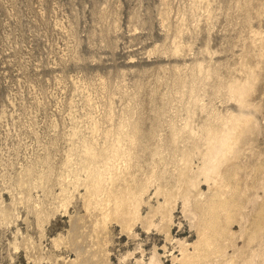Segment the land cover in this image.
<instances>
[{
	"label": "bare ground",
	"instance_id": "1",
	"mask_svg": "<svg viewBox=\"0 0 264 264\" xmlns=\"http://www.w3.org/2000/svg\"><path fill=\"white\" fill-rule=\"evenodd\" d=\"M203 3L192 0L189 10L204 9L207 19H213L211 0ZM236 5L247 13L250 24L252 0H237ZM163 14L168 19V12ZM187 16L186 11L181 12L172 44L152 52L181 57L192 49L193 43L184 40ZM199 22L196 19V27ZM245 46L241 77L224 79L220 68L206 58L172 65L171 83L156 105L149 129L144 126L138 101L144 88L141 83L133 92L118 95L123 105L116 110L114 93L102 107L84 80L75 82V91L89 93L81 106L71 101L61 158H56L59 139L54 136L20 168L0 170V227H16L11 242L15 251H23L34 264L51 260L54 264H110L115 226L133 238L138 236L137 225L147 231L154 228L172 241L174 213L181 208L197 240H176L179 254L172 255L173 261L264 264V199L259 201L258 193L249 192L261 184L256 175L261 161H243L246 145H251L252 135L261 129L256 114L259 105L252 102L262 78L261 65L260 61L251 65L247 58L252 52L264 58V30H252ZM205 51L212 55L209 46ZM157 90L151 91L153 102ZM210 97L235 101L238 109L228 107L223 112L212 108ZM247 171L254 179L252 184L242 176ZM151 189L155 202L150 199ZM72 205L76 207L73 213ZM249 207L251 211H247ZM252 211L258 212L253 215ZM56 212L70 218L67 233L52 239L56 249L64 247L73 253L61 259H54L42 244L46 225ZM30 217L39 241L18 226L20 220L30 226ZM234 223L239 224V231L233 230ZM240 238L242 246L237 244ZM139 249V256L129 252L135 264H164L157 246L148 261L141 244Z\"/></svg>",
	"mask_w": 264,
	"mask_h": 264
},
{
	"label": "rangeland",
	"instance_id": "2",
	"mask_svg": "<svg viewBox=\"0 0 264 264\" xmlns=\"http://www.w3.org/2000/svg\"><path fill=\"white\" fill-rule=\"evenodd\" d=\"M236 2L211 0L216 16L207 19L204 9L189 10L192 0H0V170L20 168L54 136L59 139L56 158H61L66 146L62 134L70 124L71 101L81 106L82 98L89 93L75 91L79 79L87 83L102 107L114 93L116 110L123 105L119 96L126 90L133 92L141 83L144 88L140 89L138 101L144 126L149 129L156 105L171 83L169 69L176 63L184 65L206 58L220 68L224 79L244 76L242 55L248 48L245 44L252 30H264V0H252L250 24L246 21L247 13ZM164 11L168 12V19ZM183 11L188 15L189 30L184 40L193 43L192 49L181 57L152 52L155 47L172 44ZM194 13L198 14L195 18ZM196 19H200L197 27ZM207 46L212 55L205 51ZM247 59L251 65L260 61L262 73L252 94V102L259 105L256 114L261 129L252 135L243 157L244 162L251 164L253 160L261 161L256 174L261 184L249 191L258 193L260 201L264 199V58L252 52ZM154 89H158L155 102L150 97ZM208 101L210 107L223 112L228 107L238 109L235 101L226 102L223 97H210ZM242 176L249 184L254 182L248 171L242 172ZM153 192L151 189L149 195L155 202ZM5 199L9 202L8 194ZM75 208L72 205L70 212ZM256 213L252 211L253 215ZM174 215L172 241L156 229L147 231L140 225L136 226L138 236L128 237L114 225L110 264H135L136 259L129 252L139 256L140 244L145 249L146 261L157 246L164 264H178L172 260L173 254H179L176 240L194 242L197 233L181 208ZM30 220V226L21 220L18 226L39 241L36 223L33 217ZM69 227V215L62 212H56L46 225L47 235L42 244L45 251H52L54 259L73 256L66 248L56 249L52 244V239L66 234ZM239 229V224L234 223L233 230ZM15 230L14 225L0 227V264H34L23 251L16 252L12 247ZM243 243V239H238L239 246Z\"/></svg>",
	"mask_w": 264,
	"mask_h": 264
}]
</instances>
